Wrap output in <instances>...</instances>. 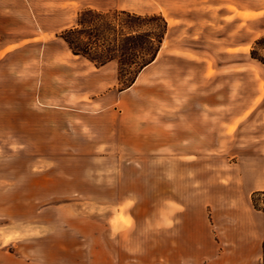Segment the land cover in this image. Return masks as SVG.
<instances>
[{
    "label": "rangeland",
    "instance_id": "1",
    "mask_svg": "<svg viewBox=\"0 0 264 264\" xmlns=\"http://www.w3.org/2000/svg\"><path fill=\"white\" fill-rule=\"evenodd\" d=\"M86 10L101 47L167 23L134 83L60 37ZM263 36L264 0H0V264H172L184 208L222 251L262 229Z\"/></svg>",
    "mask_w": 264,
    "mask_h": 264
},
{
    "label": "trees",
    "instance_id": "2",
    "mask_svg": "<svg viewBox=\"0 0 264 264\" xmlns=\"http://www.w3.org/2000/svg\"><path fill=\"white\" fill-rule=\"evenodd\" d=\"M130 23L145 20L140 16L126 13ZM102 15L92 10L82 12L78 26L65 30L60 37L67 44L75 56H82L90 62L104 66L112 61H119L122 69L128 75L126 83H134L138 75L150 65L157 57L163 39L167 33V23L161 18L164 30L161 32L141 31V24L130 26V31L121 39L115 38L108 46L101 47L97 38L100 29H112L111 24L104 23L95 25L94 21ZM158 16H151L147 20L159 19ZM135 23V24H136ZM137 27V28H136ZM264 36L255 42L251 50V57L264 65ZM251 203L258 212L264 213V191H256L252 194ZM262 264H264V240L262 242Z\"/></svg>",
    "mask_w": 264,
    "mask_h": 264
},
{
    "label": "crops",
    "instance_id": "3",
    "mask_svg": "<svg viewBox=\"0 0 264 264\" xmlns=\"http://www.w3.org/2000/svg\"><path fill=\"white\" fill-rule=\"evenodd\" d=\"M190 212L187 208L174 210L169 229L155 231L154 247L168 249L172 264H257L264 236L263 212L257 211L256 215L262 229L243 241L236 228V240L224 251L213 243L203 215L197 217Z\"/></svg>",
    "mask_w": 264,
    "mask_h": 264
}]
</instances>
